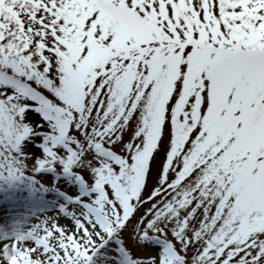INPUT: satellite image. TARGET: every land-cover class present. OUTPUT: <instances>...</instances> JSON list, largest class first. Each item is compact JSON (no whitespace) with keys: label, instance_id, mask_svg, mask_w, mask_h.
Masks as SVG:
<instances>
[{"label":"snow or ice","instance_id":"obj_1","mask_svg":"<svg viewBox=\"0 0 264 264\" xmlns=\"http://www.w3.org/2000/svg\"><path fill=\"white\" fill-rule=\"evenodd\" d=\"M5 188L0 264H264V0H0Z\"/></svg>","mask_w":264,"mask_h":264},{"label":"bare ground","instance_id":"obj_2","mask_svg":"<svg viewBox=\"0 0 264 264\" xmlns=\"http://www.w3.org/2000/svg\"><path fill=\"white\" fill-rule=\"evenodd\" d=\"M16 195L17 194L15 193H10L9 195H7L6 193H3L2 195H0V219L1 220L11 217L12 215L18 212L15 209V207L20 205L22 202L17 201ZM50 214L52 213L50 212ZM61 222L65 223L66 221H61Z\"/></svg>","mask_w":264,"mask_h":264},{"label":"rangeland","instance_id":"obj_3","mask_svg":"<svg viewBox=\"0 0 264 264\" xmlns=\"http://www.w3.org/2000/svg\"><path fill=\"white\" fill-rule=\"evenodd\" d=\"M5 189H7V188H5ZM3 190H4V189H3ZM15 194H17V195H16V196H17V201L22 202L20 205L16 206L15 209H16L17 211H21V210H23V209L26 207V205H25V193H24V191H23L22 189H20V190H19L18 192H16ZM34 211H37V214L39 215V210L34 209ZM15 213H16V212H15ZM48 214L51 215L50 212H49ZM0 221H2V220L0 219Z\"/></svg>","mask_w":264,"mask_h":264}]
</instances>
